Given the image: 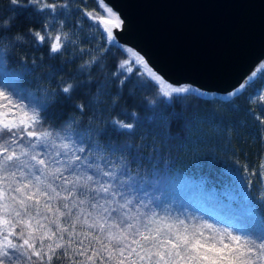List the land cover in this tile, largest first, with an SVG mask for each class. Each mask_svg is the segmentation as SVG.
<instances>
[{
	"label": "trees",
	"instance_id": "trees-1",
	"mask_svg": "<svg viewBox=\"0 0 264 264\" xmlns=\"http://www.w3.org/2000/svg\"><path fill=\"white\" fill-rule=\"evenodd\" d=\"M84 6L102 14L97 0ZM78 17L75 9L59 16L75 43L50 53L48 43L39 44L30 31L49 18L31 6L16 8L10 0H0V85L7 81L11 87L6 89L18 100H35L43 129L62 131L71 124L77 133L90 130L111 157L101 162L108 166L123 160L117 175L126 167L136 180L130 199L142 198L160 215L202 219L264 238V128L252 111L264 112V106L249 101L264 87V72L226 99L212 96L209 103L191 93L174 94L167 108L159 102L153 107L147 101L155 93L141 86L135 65L131 74L121 69L118 77L112 75L127 55L103 40L87 19L77 26ZM5 19L11 21L9 27L3 26ZM58 27V22L52 25L53 34ZM16 34L22 39H14ZM69 82L74 86L65 94L61 88ZM113 117L135 126L118 128ZM61 223L71 221L62 217Z\"/></svg>",
	"mask_w": 264,
	"mask_h": 264
},
{
	"label": "snow or ice",
	"instance_id": "snow-or-ice-1",
	"mask_svg": "<svg viewBox=\"0 0 264 264\" xmlns=\"http://www.w3.org/2000/svg\"><path fill=\"white\" fill-rule=\"evenodd\" d=\"M10 3L16 8L31 6L49 18L31 34L39 44L47 42L51 53L61 52L67 43H75L69 40L70 33L63 31L64 20L58 19L61 15H71L75 9L79 13L77 26L87 19L103 40L115 44L127 55L128 58L117 65V72L112 73L114 77H118L121 69L133 73L135 65L141 86L155 93L153 99L147 101L150 106L159 102L162 108H167L174 94L185 93L212 102L213 95L208 90L168 80L144 55L119 44L117 30L123 28L124 22L105 0H97V7L106 15L88 10L84 6L87 0L80 3L75 0H10ZM57 22L59 27L53 34L52 25ZM85 51L80 49L81 54ZM96 59L94 56L93 62ZM258 72H264V61L226 96L244 90L249 79ZM124 82L121 80L120 85ZM0 86L11 87L7 81ZM70 90L72 85L61 88L65 94ZM260 91L249 97L251 104L264 106V95H260ZM4 99L10 100V97L4 96ZM33 104H36L33 99L26 104L12 102L0 113V264H54V261L65 264H201V260L211 264H264V243H259L264 238L242 245L240 237L233 235L234 246L218 250V257L182 250L187 245V236L173 228L182 223L186 226L185 220L158 214L154 210L156 206L144 203L142 198L130 199L137 182L129 176L126 167H121L117 175V166H122L123 160L108 166L102 163L111 157L104 155L105 149L93 139L90 130L77 133L71 124L62 131L43 129L42 116L27 110V105ZM77 107L84 110L82 104ZM252 111L264 128V112ZM131 116L133 120L138 119L136 112ZM112 123L121 129H133L128 123ZM62 217L71 223L65 226L61 223Z\"/></svg>",
	"mask_w": 264,
	"mask_h": 264
},
{
	"label": "water",
	"instance_id": "water-1",
	"mask_svg": "<svg viewBox=\"0 0 264 264\" xmlns=\"http://www.w3.org/2000/svg\"><path fill=\"white\" fill-rule=\"evenodd\" d=\"M105 3L124 22L122 38L176 84L227 91L243 83L252 64L264 54V0Z\"/></svg>",
	"mask_w": 264,
	"mask_h": 264
},
{
	"label": "clouds",
	"instance_id": "clouds-1",
	"mask_svg": "<svg viewBox=\"0 0 264 264\" xmlns=\"http://www.w3.org/2000/svg\"><path fill=\"white\" fill-rule=\"evenodd\" d=\"M2 24L5 27H9L11 21L5 19L4 21H2ZM33 30L38 31V29H30V31ZM13 38L17 40L22 39L19 34H16ZM68 85H72V88L74 86L71 82L67 83L65 86ZM0 93H3V95H0V113H3L7 110L6 105L9 103L15 102L26 104L25 101L18 100L11 91L7 90L6 88H3L2 86H0ZM260 95H264V89H261ZM4 96L10 97V100H5ZM253 99L255 100L256 97H254ZM27 110L29 112L35 111L36 113L41 115V109L37 104L27 105ZM112 121H120L121 124L128 123L133 128L135 126L134 122H125L123 120H120L118 117H113ZM179 219L185 220L186 226L184 223L178 224L173 228V230L175 231V229L178 228L182 235L187 236V245H185L184 249H182L184 251H199L200 253H205L210 257H218L220 255V251L218 250L223 251L225 250V246H228L229 248L234 246L235 241H233L232 239L233 235L240 237V243L242 245H244L245 242H248V244L251 245L253 242L257 241L256 237L246 234L234 233L233 230L228 227L219 226L206 220L197 221L194 218L187 220L181 218ZM208 225H211V227H208ZM164 227L167 228L169 227V225H164ZM197 241H199L198 244ZM259 243H264V240L259 241ZM201 264H211V262L201 260ZM220 264H222V262H220Z\"/></svg>",
	"mask_w": 264,
	"mask_h": 264
},
{
	"label": "bare ground",
	"instance_id": "bare-ground-1",
	"mask_svg": "<svg viewBox=\"0 0 264 264\" xmlns=\"http://www.w3.org/2000/svg\"><path fill=\"white\" fill-rule=\"evenodd\" d=\"M264 61V54H262L253 64H252V67H251V70L250 71H254L256 70V68L260 67L261 66V62ZM185 85H192V84H188V83H183ZM194 86V85H193ZM234 87H231L229 88L227 91H224V92H214V91H209V94L210 95H214V94H217V95H220V96H226L227 92L229 90H232Z\"/></svg>",
	"mask_w": 264,
	"mask_h": 264
},
{
	"label": "rangeland",
	"instance_id": "rangeland-1",
	"mask_svg": "<svg viewBox=\"0 0 264 264\" xmlns=\"http://www.w3.org/2000/svg\"><path fill=\"white\" fill-rule=\"evenodd\" d=\"M102 15H106V13H104V12L102 11ZM123 29H124V24H123V28H122L121 30H117V31L120 32V35L118 36V43L121 44V45H125V46H127V47H132L134 50H136L135 47H134L131 43H129L128 41H126V40H124V39L122 38L121 34H122ZM105 41H106V40H105ZM106 42H107V41H106ZM136 51H137V50H136ZM179 85H185V84H179ZM262 89H264V87H263ZM261 181H262V183H263V188H262V189L264 190V181H263V180H261ZM263 203H264V196H263ZM199 220H202V219H199Z\"/></svg>",
	"mask_w": 264,
	"mask_h": 264
}]
</instances>
